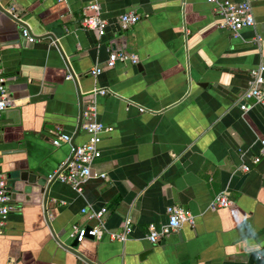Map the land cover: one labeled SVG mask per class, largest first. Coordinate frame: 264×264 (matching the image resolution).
<instances>
[{"label":"crops","instance_id":"0c3cea01","mask_svg":"<svg viewBox=\"0 0 264 264\" xmlns=\"http://www.w3.org/2000/svg\"><path fill=\"white\" fill-rule=\"evenodd\" d=\"M89 1L0 0V69L9 97L0 161L14 180L0 264H264V157L251 163L264 139V106L239 108L248 71L264 66V0H248L254 24L236 37L206 0H98L109 22L99 37L81 26ZM128 11L139 20L121 29L118 18ZM23 27L35 42L21 36ZM111 51L138 61L108 68ZM96 65L103 70L94 78ZM97 85L118 95L95 97L97 120L112 127L92 166L105 178H88L78 193L49 179L71 152L53 139L63 132L76 145L86 141L83 127L75 133L81 96L87 102ZM243 163L251 170L242 171ZM221 190L231 206L210 209ZM169 205L189 210L194 223L151 244L148 225L166 223ZM102 206L108 230L131 219L128 239L87 237L80 245L86 259L64 248L71 227L94 225L90 210Z\"/></svg>","mask_w":264,"mask_h":264},{"label":"built area","instance_id":"2783aa9c","mask_svg":"<svg viewBox=\"0 0 264 264\" xmlns=\"http://www.w3.org/2000/svg\"><path fill=\"white\" fill-rule=\"evenodd\" d=\"M208 4L215 7L216 12L222 17V27L226 28L231 34L236 37L238 32L247 26L254 24V16L251 4L248 0H206ZM81 26L84 29L96 31L99 37L103 36L109 25L107 19L101 15V6L98 0H91L81 8ZM139 20L138 14L133 11L123 13L118 18V26L121 29L134 25ZM21 36L28 42L33 43L37 38L32 35L25 27L21 29ZM136 63L138 58L135 54H127L123 51H111L105 61V66L113 67L116 61H127ZM103 70L102 66L96 65L90 70V75L96 78ZM249 86L243 93L239 108L247 110L254 104L264 106V66H258L248 71ZM66 78H71L68 74ZM97 95H113L118 96L115 91L107 86H94L89 94V99L83 118L85 121L82 124L83 129L87 134V139L82 144L71 146V152L67 159L62 164L61 168L54 174L49 175V179H57L59 182L69 184L76 192H82V184L90 177L97 176L105 178V174L92 173V166L95 160L100 156L99 143L102 140V135L112 130L111 126L105 125L96 118L95 97ZM251 100V104L245 102ZM131 102L130 100H128ZM9 104L8 90L6 87V77L0 69V118L5 108ZM139 110L144 108L139 106ZM71 142V136L66 133L57 134L53 139V144L59 146L62 143ZM264 157V139L259 140L258 153L252 157L251 163L257 164ZM240 169L244 172L251 170L248 164H241ZM12 188L10 187L5 172L1 169L0 161V235L3 234L8 216L13 209L12 205ZM232 204V200L228 197V192L221 190L210 201L209 208H227ZM86 212V208L81 210ZM107 208L102 206L97 210H90V217L96 220L94 225H73L69 231V237L76 239L77 242H82L87 236L95 239H100L104 234L110 239L125 242L128 239L131 230V219L125 217L122 221L119 230H108L105 226L104 215ZM167 221L157 227L154 223L148 225V232L145 238L151 243L156 244L162 238L177 231L184 223L193 224L194 215L187 209L179 205H169L166 207ZM258 258L261 255L257 254ZM9 264H14L9 262Z\"/></svg>","mask_w":264,"mask_h":264},{"label":"water","instance_id":"95a60500","mask_svg":"<svg viewBox=\"0 0 264 264\" xmlns=\"http://www.w3.org/2000/svg\"><path fill=\"white\" fill-rule=\"evenodd\" d=\"M1 9H2L3 11L7 12L6 9H4V8H2V7H1ZM7 13H9L11 16L13 15V14L10 13V12H7ZM15 19H17V17H15ZM47 35H48V34H47ZM48 36H51V35H48ZM200 85H201V86H204L205 84H204V83H201ZM81 105H82V107L80 108L79 122H78L77 130H76L75 133H78L79 130H80V128L82 127L83 111L85 110L86 105H87V102H83V100H82V96H81ZM73 139H74V137L71 138V142H70V145H71L72 147H73V146H76V144L74 143ZM26 175H27L26 172H20V174H19V178L23 180V179L26 177ZM10 179H11V180H10V181L8 180V183H9L10 187L12 188V186H13V184H14V180H13L12 178H10ZM52 182H53V180L51 181V183H52ZM51 183L49 184V186L51 185ZM48 188H49V187H48ZM46 189H47V188H46ZM43 190H44V189H43ZM44 191H45L44 204H46V200H47V196H48V191H47V190H44ZM12 198H13V193H12ZM87 237H88V238H92L91 236H87ZM87 237H86V238H87ZM57 239H58V238H57ZM61 243H62L63 247L66 248L67 250L73 252L74 254H76V255H78V256H82V257H84V256H83L84 254H83V253L81 252V250H80L81 242H77L76 239H71V240L69 241L68 244H64L63 242H61ZM147 253H148V252H147L146 250H144V251L142 252V254H141V257H142L143 255H146ZM84 259H86V258L84 257ZM86 260L89 261L90 264H96V263L93 262L92 260H88V259H86Z\"/></svg>","mask_w":264,"mask_h":264}]
</instances>
